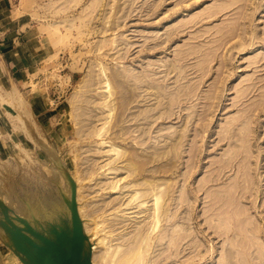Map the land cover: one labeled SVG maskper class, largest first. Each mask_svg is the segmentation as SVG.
<instances>
[{"label": "rangeland", "instance_id": "374dc122", "mask_svg": "<svg viewBox=\"0 0 264 264\" xmlns=\"http://www.w3.org/2000/svg\"><path fill=\"white\" fill-rule=\"evenodd\" d=\"M6 2L10 23L17 24L13 26L21 29L24 38L17 44L11 39L0 45V94L9 101L6 90L15 88L24 105L16 111L0 101L1 198L26 217V204L41 202L44 222L59 217L69 226V212L60 191L68 196L70 183L58 184L53 169L60 160L73 180L78 169L84 185L80 194L84 211L92 217L103 215L107 219L104 232L109 231L112 243L122 244L123 249L136 241L138 232L151 231L147 236L155 250L151 254L159 255L157 264H219L236 235V263L263 264L264 0ZM6 53L12 54L11 60L13 54L26 60L23 68L12 71ZM169 66L174 68L170 73ZM90 67L94 71L92 85L83 96L72 98ZM124 75H131L133 81ZM143 75L160 90L178 97L168 109L160 106L163 118L151 124L147 110H141L135 120L140 113L137 96L144 91L134 89L136 98L128 111L122 98L123 91L132 85L135 88ZM83 110L91 116L81 113ZM126 116L134 119L127 123ZM235 124L249 142L244 155H249L250 161L245 160L238 171L226 168L225 176L217 181L220 160L229 149L220 137ZM185 126L189 130L182 133L187 136L177 152L175 175L166 159L148 163L146 157L152 156L153 147L158 153L168 150V137L181 134ZM15 136L31 152V158L24 154L26 161L21 164L27 162L25 167L13 161L21 157L14 147ZM34 141L44 142L36 149L43 153L42 165L47 168L35 160ZM126 159L132 161L128 168ZM157 166L159 170H153ZM236 171L238 177L243 179L247 174L251 180L247 191L251 196L232 206L229 195H222L228 201L218 196L235 180ZM40 173L49 174V183L40 181ZM135 178L148 180L147 184L158 187L160 193L167 189V215L158 225L154 219L163 212L162 207L157 210L150 199L142 204L146 197L133 195L139 188L130 186ZM184 194L187 204L182 207L177 200ZM218 200V210L226 213L225 218L242 209V221L249 231L240 233L237 221L236 233H213L208 223ZM173 215L185 219L189 234L182 240L188 248L178 255L166 249L173 227L178 229L173 223L177 218H170ZM82 219L95 221L85 216ZM193 243L198 246L193 247Z\"/></svg>", "mask_w": 264, "mask_h": 264}, {"label": "bare ground", "instance_id": "6f19581e", "mask_svg": "<svg viewBox=\"0 0 264 264\" xmlns=\"http://www.w3.org/2000/svg\"><path fill=\"white\" fill-rule=\"evenodd\" d=\"M169 67L170 68L168 69V71L170 73L172 71V69L174 70V68L172 66H169ZM103 72H104V68L101 69V73H103ZM123 77H128L129 79H131V81H133V77L131 75H128V76L124 75ZM116 78L117 77H115V79ZM93 79H94V71L90 67L87 70V72L84 74V76L82 77L80 83L77 85L76 91L72 95V98L77 97V96H80V97L83 96L85 94V92L88 91L87 89H89V87L92 85ZM117 81L119 84L125 85V82H121V80L119 78H117ZM126 85H128L127 82H126ZM136 88H138V90H142L144 92H139V94L137 96V103L139 104L138 106L140 107V113L137 116V118L135 117V120L139 119V116L141 115V112H142L141 110H147L148 111L147 113H150L149 117L152 118V120L149 122V124L156 122L159 119V117L163 118V116H161L162 112L160 113V106H168V107H166V109H168L170 107V105L178 99V97L175 96L173 93H167V92L160 90L156 85H154V83L152 82V79H150L148 77V75L147 76L143 75L142 77H139L138 85L135 88L132 85V87L130 86V88L125 89L126 91L125 90L123 91L122 98L124 100V106L127 107V109H126L127 111L131 109V104L133 103V101H135L136 95L134 94V89H136ZM0 101L6 102L7 104L15 107L16 111L17 110L21 111L22 110L21 106L24 105L23 98L19 95L17 89H15V88L13 91L9 92V101H6V99L1 94H0ZM143 106H144V108H143ZM81 113H83L84 115L91 116V115L87 114V112L84 110L81 111ZM15 114H17V113H15ZM19 116L22 117L21 114ZM30 116H32V115H30ZM20 117H18V118H20ZM168 117H170V116H168ZM20 119H22V118H20ZM20 119H19V121H20ZM133 119H134L133 117L126 116L125 122L130 123ZM25 121H26V119H25ZM30 122L28 124H30ZM35 122H37V121H35ZM21 125H23V123ZM37 125H38V122H37ZM238 125L239 124L232 125V129L227 131V132H224L222 134V136L220 137L221 140L226 141V144L228 145L229 149L226 151V153L223 154V157L220 160L221 161L220 163H222V165H221L222 168H220L219 172L216 173L217 181L222 180V178L225 176V174H226L225 169L226 168H230L229 169L230 171L232 170V168L233 169L236 168L238 171L241 164L243 162H246L245 160L250 161L249 155H247L246 153L244 155V152L247 149L249 142H248L245 134H243L238 129ZM36 127L38 128V126H36ZM150 127L151 126H149V128ZM204 129L205 128H203V130ZM34 130L35 129H33V131ZM188 130H189L188 127L185 126V129H183L182 131H179V133H181V134L175 135V133H173L172 136L168 137V142H167V143H169L168 147H167L168 150H166L162 153H158L157 148L152 146L154 149L152 156H149V157L145 156L149 160L148 163H153L155 161L166 159L167 161H169L168 165H169L170 172H172V174L175 175V173L177 172L176 170L179 167V161H178V159H176L177 158L176 157L177 152H178V149L180 148L179 146L181 145V143L183 141L182 138L187 136V135H183L182 133L185 131L184 134H186ZM27 131H28V129H27ZM143 132H141V135ZM35 133H36V131H35ZM28 134L30 135L29 132H28ZM39 137H40V135H39ZM48 138H50V136H48ZM43 141H44V139H43ZM140 142L144 144V141H140ZM56 150H58V149H56ZM110 150L115 151L114 147H110ZM260 153H262V151L259 152V155H260ZM25 155L23 156V158L25 157ZM26 156L28 158V155H26ZM137 157L141 158L144 156L137 155ZM125 161H126V165H125L126 168H128L132 165V161L130 159H126ZM69 163H71V162L69 161ZM54 165L55 166L53 169H54L56 177H57V182H58V184H60L62 186L63 182L66 180V175L68 174L67 170L65 167L63 168L60 166L61 165L60 160H56ZM257 165H260V160H259V163L256 164V170L259 168ZM153 168H151V169H153ZM153 170L157 171V170H159V167L157 166ZM237 171H236L237 175L235 176V180L229 184L226 191L221 192V193L217 192V193H219L218 198L222 197L226 201H228V200L222 195L225 194L226 197H228V195H229V197L231 198L230 204L232 206H234L237 203H242L243 200H246L248 198V196L249 197L251 196L247 192L249 186L251 185V180L248 178L247 174L243 175V179L238 177ZM73 174L76 175L75 172ZM74 175H73V177H76L74 179L75 183H76L75 195H74L75 196L74 200L76 202V211L78 213L79 218L82 220L81 222H82L83 233H85V235L87 236L88 241L91 242V245L89 248V257H88L89 263L90 264H102V263L107 261V263L109 262L108 264H112V263L115 264V262H118V264H157L156 262L158 260L159 255L158 254H151L155 250H153V246L151 245V241H150L149 237L147 236L148 233H150L151 231H147V234H141V231L138 232V234H139L138 238L136 239L135 242L131 241L129 243L127 250L123 249L122 244H120V243H112L111 233L109 231H108V234L104 232L106 230L105 226H106L107 219L103 215H99L98 217H92L84 211L83 208H84L85 204L82 203L81 197H80V194L82 193V191L84 189V185L82 183L83 180L81 179V177L78 173V169H77V176H74ZM185 177H186V175H185ZM138 178H141V177H138ZM138 178H135L130 183L131 187H132V185L139 187V188H136L137 194H135V192H133V195L140 194V195H143L144 197H146V199L143 202H141L142 204H144L147 199H150V201L153 203V207L157 208V210L161 211V207H162L163 212L160 213L159 215H156L155 219H154L155 225H158L160 220H161V217H164L165 215H167V210L164 207L165 202H166V198H167L166 197L167 189L165 190V188H164L165 191L163 193H160L158 191V187L155 188L154 186L147 184L149 182L148 180L138 181ZM96 181H97V179H96ZM184 181H186V178L184 179ZM204 183L205 182H203L202 184H204ZM219 200L217 201V203L214 205V207L212 209V210H214V211L216 210V211L212 212V217L210 218V223H208V227L210 226L209 228H212L213 233L217 234L218 236H223V235L228 236L229 233H232L231 230L232 231L234 230L236 233V227H237L238 223L241 225L240 233H245V232L249 231V229L244 226V223L242 221L243 217L245 216V214L244 215L242 214L243 210L239 209V210L235 211L234 214H232V216L229 215L227 212V215H229L230 218H225L226 213H220V210H218V208L221 206ZM177 201H179V204H181L183 207L184 205L187 204L186 195L184 194V196H181L179 198V200H177ZM136 207H140V206H136ZM39 210H41V209L37 205L32 204L29 206L28 212H29L30 216L33 218L34 216H36V214ZM246 215H249V213H247ZM84 216L92 218L95 221H93L91 223H87L86 221H84L82 219V217H84ZM170 218L176 219L177 215H173ZM237 221H238V223H236ZM173 223H174V226L176 228L178 227V229H177V231H175V229L173 227V229L170 233L169 246L166 249H167V251H172L173 253L178 255L181 253V251L183 249L188 248L187 243H186V245H182V240L185 237L184 234H187V235H189V234H188V228L184 224L185 219H183L181 221L178 217L177 221H173ZM231 240H233V241L230 242L229 247L227 249H225V251L223 252V255H222L223 257L221 258L219 264H238L236 262L239 259L238 258V254H239L238 240H239V238H238V236L234 235V238H232ZM181 245H182V248H181ZM192 246L197 247L198 244L193 243ZM211 250L213 251V247L211 248ZM85 251L86 250L84 247V252ZM161 255H167L168 256V255H171V253H163ZM262 256H263L262 263L264 264V255L262 254ZM259 258L260 257H257V259H259ZM96 260H99V261L97 262ZM5 264H11V263L9 262L8 259H6Z\"/></svg>", "mask_w": 264, "mask_h": 264}, {"label": "water", "instance_id": "95a60500", "mask_svg": "<svg viewBox=\"0 0 264 264\" xmlns=\"http://www.w3.org/2000/svg\"><path fill=\"white\" fill-rule=\"evenodd\" d=\"M1 64L3 65L2 60ZM6 91L10 92L12 88ZM27 104L28 101L26 100V106ZM26 106L24 111L27 110ZM12 116L16 117L15 114H12ZM17 126L19 125L16 124ZM14 138L15 148L20 151L19 156L22 157H14L13 161L18 167H25L27 162L21 164L22 160H24L22 159L23 155H30L31 158V152L27 150L17 136ZM41 144H44V142L37 144V141H34V155L37 158L36 160H38V164L47 168V166L42 165L43 153L36 149L37 147L41 148ZM42 173L38 176L40 181L49 183V176ZM67 173L66 181L70 183V194L67 196L62 191L60 193L61 199L69 212V226H66L63 219L59 217L51 222H44L40 218L44 212L41 202L33 203L41 210L32 218L28 212L32 203L26 204L28 212L26 217L16 213L13 207L0 196V254H3L1 256L3 259L2 264H5L6 259L11 264H90L88 257L91 242L88 241L87 236L83 233L82 220L76 211V202L74 200L76 183L69 175L68 170Z\"/></svg>", "mask_w": 264, "mask_h": 264}, {"label": "crops", "instance_id": "0c3cea01", "mask_svg": "<svg viewBox=\"0 0 264 264\" xmlns=\"http://www.w3.org/2000/svg\"><path fill=\"white\" fill-rule=\"evenodd\" d=\"M9 12L10 11L8 10L7 2L5 3V0H0V41L4 42V43L0 44L1 46L3 44L4 45L8 44V42L5 43L6 40H11L12 39V41H11L12 44H15V43L17 44V41H19L20 39L24 38L23 35L20 34L21 33V29L17 28V26H13V25H17V24L15 23V24L12 25L10 23L11 20L9 18ZM6 27H8V28H6ZM10 54L11 53H6L5 54L8 67L12 71L21 70L23 68L22 67L23 66L22 63L25 62L26 60H23V58L21 59V58L16 57L15 54H13L12 60H11Z\"/></svg>", "mask_w": 264, "mask_h": 264}]
</instances>
